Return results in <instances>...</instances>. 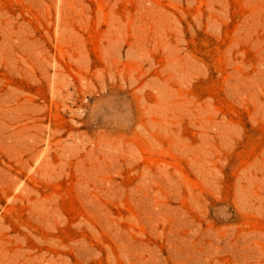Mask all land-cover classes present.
Returning <instances> with one entry per match:
<instances>
[{"label": "rangeland", "instance_id": "1", "mask_svg": "<svg viewBox=\"0 0 264 264\" xmlns=\"http://www.w3.org/2000/svg\"><path fill=\"white\" fill-rule=\"evenodd\" d=\"M0 264H264V0H0Z\"/></svg>", "mask_w": 264, "mask_h": 264}]
</instances>
